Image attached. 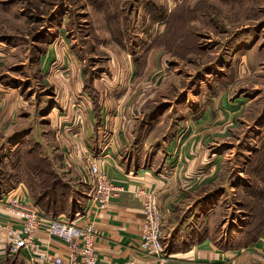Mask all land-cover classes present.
Masks as SVG:
<instances>
[{"label": "rangeland", "instance_id": "rangeland-1", "mask_svg": "<svg viewBox=\"0 0 264 264\" xmlns=\"http://www.w3.org/2000/svg\"><path fill=\"white\" fill-rule=\"evenodd\" d=\"M72 68L97 85L86 92L99 118L105 70H115L126 101L147 98L139 161L168 164L172 138L195 151L206 166L196 195L207 197L196 206L205 213L186 214L193 228L228 243L264 235V0H0V100L9 92L22 109L38 105L34 134L10 133L28 113L18 120L15 109L5 112L0 184L39 174L29 160L39 148L47 159L37 140L50 118L40 111L59 104L55 70L71 77ZM35 180L43 189L52 178ZM74 190L69 184L68 194ZM72 205L58 208L69 213Z\"/></svg>", "mask_w": 264, "mask_h": 264}, {"label": "crops", "instance_id": "crops-1", "mask_svg": "<svg viewBox=\"0 0 264 264\" xmlns=\"http://www.w3.org/2000/svg\"><path fill=\"white\" fill-rule=\"evenodd\" d=\"M61 70H55L54 75L57 92H60L57 94L59 104L55 103L53 108L45 106L40 111L42 116L50 118L37 140L43 145L42 151L47 159L41 158L39 148L36 153L31 152L35 155L34 160H29V163H39L38 166L31 164L34 174H39H30L27 182L21 180L10 187L0 184V264H48L31 260L25 249L17 253L10 251L6 228L10 224L19 226L8 208L13 194L36 205L47 215L63 217L82 226L93 225L97 230L98 254L105 261L113 264L130 261L134 264H157L156 257L141 249L143 213L138 195L141 190L153 191L158 196L162 241L171 254L167 264H264V235L259 234L251 240L239 235L236 242L228 243L221 235H213L212 231L207 233V230L191 225L193 217L186 214L192 210L191 213L199 210L205 213L206 207L196 206L204 203L207 197V192L196 195L197 185L201 184L197 179L206 177V166L197 165L195 151L179 149V139L172 138L167 149L174 148L170 152L174 155L168 164L162 167L145 165L136 157L135 142L140 143L146 138L137 137L142 121L145 124L142 110L147 106L146 97L140 98L136 104L126 101L129 91L118 89L121 86L115 83V70H105L101 81L107 84L108 92L103 89L100 92L102 114L99 118L94 109L97 104L86 92L90 88L95 89L96 84H89L92 81L75 68L71 69V77ZM63 83H67V87ZM8 93L0 100V134L10 132L9 124L5 125L4 121L8 109L16 110L18 120L20 112L28 113V116H22V121L15 122V129L10 133L22 130L34 134L32 118L36 116L38 105L29 102L27 109H22L26 103L10 98ZM133 105L137 112H130ZM185 144H188L186 139L182 146ZM204 149H207L205 145ZM37 156L49 163H42ZM94 157L102 159L103 170L121 189L106 209L94 207L91 199L95 181L90 163ZM201 171L204 173L202 176ZM46 178H52V181L46 182L40 189L35 179ZM206 183L204 179L203 184ZM69 184L76 189L74 195L68 194ZM69 204H73L69 213L60 212L62 209L58 206ZM37 241L42 249L52 254L65 258L69 256L66 243L43 230L38 231Z\"/></svg>", "mask_w": 264, "mask_h": 264}, {"label": "built area", "instance_id": "built-area-1", "mask_svg": "<svg viewBox=\"0 0 264 264\" xmlns=\"http://www.w3.org/2000/svg\"><path fill=\"white\" fill-rule=\"evenodd\" d=\"M101 162L102 159L94 157L90 163V172L95 181L91 199L94 207L106 209L121 189L103 170ZM138 195L143 213L141 249L156 257L157 264H167L171 260V254L162 241V214L158 196L155 192L146 190L138 191ZM8 208L19 222L18 227L10 224L6 228L11 252L17 253L25 249L31 260L48 264H113L99 257L96 247L97 230L93 225L82 226L63 217L47 215L36 205L25 202L18 194L10 197ZM40 230L65 242L69 248V256L65 258L42 249L37 241Z\"/></svg>", "mask_w": 264, "mask_h": 264}, {"label": "trees", "instance_id": "trees-1", "mask_svg": "<svg viewBox=\"0 0 264 264\" xmlns=\"http://www.w3.org/2000/svg\"><path fill=\"white\" fill-rule=\"evenodd\" d=\"M67 191H68V190H67ZM55 213H56V212H55ZM57 214H58V213H57ZM251 235H252V234H250V236H251ZM245 238L248 239V238H247V234H246V237H245ZM249 238H250V237H249Z\"/></svg>", "mask_w": 264, "mask_h": 264}]
</instances>
